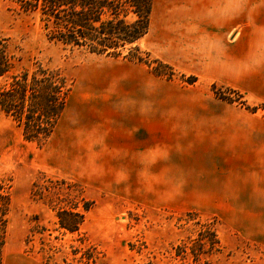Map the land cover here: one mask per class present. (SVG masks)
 <instances>
[{
    "label": "rangeland",
    "instance_id": "1",
    "mask_svg": "<svg viewBox=\"0 0 264 264\" xmlns=\"http://www.w3.org/2000/svg\"><path fill=\"white\" fill-rule=\"evenodd\" d=\"M173 1L156 0L153 29L112 57L50 40L40 13L25 12L21 0H0V38L17 71L40 62L73 84L43 146L0 112V184L12 196L3 264H264V196L249 187L264 178L262 166L219 164L208 143L193 138L213 128L212 114L227 115L222 128L237 109L264 117V102L201 76L199 44L185 49L181 28L169 23ZM249 4L254 26L240 22L243 51L264 39V0ZM213 54L227 64L226 50ZM125 128H157L159 161L155 172L154 156L150 179L131 178L140 162L150 164V153L128 158ZM61 211L83 215L77 232L61 228ZM209 228L220 246L200 244L204 235L209 242Z\"/></svg>",
    "mask_w": 264,
    "mask_h": 264
},
{
    "label": "trees",
    "instance_id": "2",
    "mask_svg": "<svg viewBox=\"0 0 264 264\" xmlns=\"http://www.w3.org/2000/svg\"><path fill=\"white\" fill-rule=\"evenodd\" d=\"M21 2L25 12L41 14L50 40L87 48L92 54L112 57L121 56L127 47L136 45L149 33L154 4V0ZM132 16L135 18L130 20ZM136 58L143 61L140 57ZM154 73L164 75L157 71ZM72 85L62 70L40 62L21 72L17 71L16 57L11 52L9 42L0 38V112L17 122L27 141L43 146L51 138L66 108ZM11 207L12 196L0 184V264H3L8 241ZM58 217L61 228L69 232H77L83 222L80 213L61 211ZM210 231L209 242L204 235L200 244L205 243L212 248L217 244L220 246L216 232L209 228ZM217 250L220 251V247ZM194 251L195 256L200 255L201 250L197 253Z\"/></svg>",
    "mask_w": 264,
    "mask_h": 264
},
{
    "label": "crops",
    "instance_id": "3",
    "mask_svg": "<svg viewBox=\"0 0 264 264\" xmlns=\"http://www.w3.org/2000/svg\"><path fill=\"white\" fill-rule=\"evenodd\" d=\"M155 3L156 0L153 4L150 31L153 29ZM167 14L172 28L174 30L181 28L183 44L187 46L185 49L199 44L201 57L198 67L202 69L201 76L237 86L246 92L251 102H264V39L259 45H245L244 51L242 50L244 45L239 49L238 39L242 35L240 22L246 21L248 29L251 26L249 21H252L254 26V9L249 0H246V5L244 1L240 3L239 0H199L198 3L196 0H175L168 5ZM160 24L164 27V21ZM216 48L222 52L226 50V65H220V56L213 54ZM184 53L190 54L185 51ZM227 67H230L229 71ZM72 92L73 90L68 103ZM234 111L236 116L227 119L229 128H222L219 125L221 119L227 118V115L212 114L211 122L214 124L208 127L213 128H204V133L199 132L200 137L193 138L206 141L208 144L203 147L209 149L208 156L219 164L261 165L264 173V117L260 112L249 113L238 109ZM238 116L243 119L239 120ZM123 132L124 147L128 149L125 155L128 158L143 157L144 149L146 153H150V164L146 162L147 166L144 169L143 163L140 162L139 168L135 170V176L131 178L150 179L147 175H153L154 156L155 172L159 161L158 152L154 151L157 145L153 146L158 134L157 128H125ZM128 140L131 142L130 145L126 143ZM61 149L62 153L64 147ZM250 182L249 187L259 188L261 192L258 194L264 196V178Z\"/></svg>",
    "mask_w": 264,
    "mask_h": 264
}]
</instances>
